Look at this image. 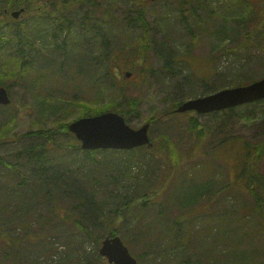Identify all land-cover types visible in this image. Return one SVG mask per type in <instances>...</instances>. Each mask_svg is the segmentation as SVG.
Here are the masks:
<instances>
[{"label":"rangeland","instance_id":"obj_1","mask_svg":"<svg viewBox=\"0 0 264 264\" xmlns=\"http://www.w3.org/2000/svg\"><path fill=\"white\" fill-rule=\"evenodd\" d=\"M5 1L0 0V6ZM92 1L98 8L93 7ZM178 1L26 0L22 6L31 2L43 11L24 12L18 20L0 11V57L3 58L0 79L9 85L13 99L11 105L0 107V206L9 205L10 211L6 218H0V228L11 230L0 233V251L8 253L10 245L17 247L21 256L19 264H74V260L66 261L67 257L61 260L65 248L53 245V238L66 246L68 254H74L68 259H75L77 254L94 259L105 236L96 229L98 224L88 222L66 228H40L35 222L32 230L24 231L28 235L22 238L23 242L19 241V231L13 234V226L17 225L10 224L17 200L7 204V199L11 198L16 182L21 186L29 183H21L27 179L34 183L27 194L36 197L33 202L43 203L38 206V213L45 219L50 217L51 205L44 200V195L49 196L47 190L36 179L23 175L27 170L24 144L37 138L38 130L53 132L47 144L57 151L56 160L66 164L68 174L65 176L73 175L71 186L92 193L96 204L105 208L104 217L109 216L107 222L118 219V232L139 264H202L209 259V245L215 248L211 251L212 258L204 264H264L262 254L254 261L240 254L264 252V237L252 234L255 237L244 242L251 234L248 231L244 235V230H251L252 223L258 224V218L254 213L246 214L252 219L251 223H246L244 215L238 217L237 213L255 212L256 203L236 175L250 160L247 145H264V100L212 113H174L164 121H154L151 137L158 141L163 133L171 134V141L177 143L183 156L181 164L176 168L170 166V170L165 160L158 154L153 158L154 154L151 150L148 152L147 147L85 154L76 136L64 130L72 121L96 114L97 109L129 108L127 97L131 95L138 97L140 103L138 111L127 121L131 127L139 128L155 114L171 111L185 100L250 84L264 77V0H202L201 5L197 4L196 10L191 11L193 15L189 11L181 12ZM135 8H144L152 36L159 45L165 46L163 54L167 53V48L172 54H183V64L177 71L157 75L155 70L164 60L152 49L147 53L146 66L153 68L154 73L144 71V60L139 58L137 50L143 40L135 34L139 29H132L131 34L121 36L116 42L109 38L111 35L107 37L98 31L100 28L107 33L110 29L118 39L122 30L120 19ZM93 11L95 20L89 18ZM60 18L65 19L64 25ZM84 18L91 20V24H83ZM130 20L131 24L135 22ZM15 30H30L27 32L31 34L30 44L21 43ZM24 35L28 38V34ZM112 50H123L116 68V81L127 97L117 91L95 104L92 101L97 100L93 96L96 92L91 87L82 89L71 83L76 84L81 79L82 67L87 68L88 60L102 67L105 56ZM15 56L22 57L21 71L12 60ZM127 70L133 73L128 79L124 78ZM66 82L68 86L64 87ZM191 117L198 121L197 129L189 126ZM29 133L31 135L27 136ZM66 147L70 153L61 152ZM255 155L254 172L264 186V150L261 156ZM10 168L19 169L20 173ZM167 170L171 177L162 183ZM148 185H154L157 191L146 189ZM202 185L208 188L205 192L200 191ZM190 192L191 197L183 196ZM122 199H133L129 204L131 212L124 210ZM59 202L65 208L72 198ZM140 209L146 211L140 215ZM227 210L237 215V219L229 217ZM207 211L211 213L204 215ZM201 217L203 219L199 220ZM140 219L144 229L139 228ZM188 226L191 232L197 228L192 242L180 249L171 247L161 255L158 253L159 246L166 240L160 237L161 231L169 236L181 229L177 233L183 236ZM239 235L243 242L227 239L233 236L240 239ZM163 254L166 262L159 260ZM6 262L14 264L15 260L9 257Z\"/></svg>","mask_w":264,"mask_h":264},{"label":"trees","instance_id":"obj_2","mask_svg":"<svg viewBox=\"0 0 264 264\" xmlns=\"http://www.w3.org/2000/svg\"><path fill=\"white\" fill-rule=\"evenodd\" d=\"M24 2H26V0H6L4 5L0 6V11L5 16H7V14L10 13L11 11H14L20 8H24L25 12H31L32 10H35L38 12L43 11V10L37 9L34 6V3H31V2H29L26 6H22L24 5ZM178 2H179L178 5L180 7L181 12L186 13L189 11L190 14L193 15V12L191 11L192 10L195 11L197 8V4H199L200 6L202 3V0H179ZM92 3H93L92 4L93 7L98 8L97 3H95L94 1H92ZM65 6L66 8H69L68 5L65 4ZM133 13H135V15H133ZM93 14H95L94 11L92 12V14H90L89 18L90 19L93 18L95 20V17L94 16L92 17ZM12 19L14 18L12 17ZM60 19L63 20L62 22L64 25L65 19L64 18H60ZM130 19H134L135 22L131 24ZM166 20L167 19H163L162 21H166ZM90 21L91 20H89L88 22L87 19L84 18L83 24H91ZM119 24H121L122 30H121V34L118 37V39L114 36V34L111 31H109L110 29L106 31L107 33H105L100 28L98 29V31L104 36H106L107 34V37L111 35L109 38L111 39L113 38L114 41L116 42L119 40L121 36L124 37V36H127L128 34H131V32L134 31L132 29H139L138 33L141 32L140 35H138V33H135V34L137 35L136 38H141L143 40V41L140 40V43L142 41V44L138 47L137 50H138L139 58L144 60V71H146L147 73H150V72L154 73L153 68L149 69L148 66H146L148 64L147 53L150 51V49L156 52V54L157 53L159 54L161 61L162 59L164 60V63L159 67V69L155 70V73H157V75L172 74L173 72L177 71L182 66L183 64L182 63L183 62L182 53L177 51L178 53L172 54V52H170V50L167 48L166 49L167 53L163 54L165 46L164 44L159 45L157 41H155V38L152 36L150 24L148 23V20L145 17L144 8H140V9L135 8L134 10L128 11L125 14V16L120 19ZM134 26L138 28H134ZM15 31L20 37L21 43L26 42L27 45L30 44L31 42L30 36H29L30 33H27L30 30L26 32H24L23 30L22 31L19 30L22 33H20L18 30H15ZM24 34H28V38H26ZM223 38H224L223 36H220V39H223ZM107 49L108 48H106V50ZM121 52H123V50L110 51L109 55H107V57L105 56L102 67L101 65H96V63H92L88 60L86 64L87 68L82 67L81 79L78 82H76V84L71 83V85H74L76 87H78L79 85L81 86L82 89H84L85 86H87L88 88L91 87V89H93L96 92V94L93 96H94V99H97V100L92 101L95 104H98L99 103L98 101L101 102V99H103L106 95L107 96L110 94L112 95L117 91H120L122 93V96L124 97L125 95L123 93L124 88L120 86L118 82L116 81V72H117L116 68L118 66V62L122 59V55L120 54ZM2 59L3 58L0 57V61ZM21 59L22 57L20 58L19 56H15L12 59L17 62L18 67L20 68V71L23 68V63ZM0 69L3 70L1 65H0ZM65 84L68 85V82H66ZM0 86H6L2 79H0ZM6 87L8 89L10 88L9 85ZM125 97L127 96L125 95ZM127 98H128L127 101L129 102V108L118 110V108L108 106L106 110L108 111V110L113 109L114 111H120V113H122L125 117L127 116L126 118L129 119L130 115L134 111L136 110L138 111V106H139L140 101L138 97H135L133 95L128 96ZM70 107H75V106L70 105ZM101 112H103V110L97 109L94 113L98 114ZM173 113H174L173 110L164 111L163 113H157L149 120V122L153 124L154 121H159V122L164 121L165 117L167 118L169 117L170 114H173ZM197 122L198 121L194 117H191L189 119V124H190L189 126L197 129V126H198ZM64 130L65 132L69 131L68 124H67V127H64ZM163 134H164L163 137H161L158 141L155 140L156 145L152 149H149V148L147 149H148V152H150L151 150V153L154 154L152 156L153 158H155L156 156L155 154H158L159 155L158 157H160L161 160L164 159L166 166L168 165L167 167L170 170V166H173V168H176L179 164H181V162L183 161V156L178 150L177 143L174 141H171L169 137L171 134L170 135L169 133H163ZM26 135L30 136L31 134L29 133ZM26 135L24 137H26ZM35 135L37 136V138H34L32 140L29 139V141H26L24 144L25 145L24 159L26 163L25 167H27V170H26V173H24L23 175H27V177L36 179L37 183L45 187L44 189L47 190L49 196L45 198V195H44V200L45 202H49L51 205V210L49 211L50 217L45 219V217L42 214H39L38 206L43 205V203L33 202L36 200V197L34 195L28 196L27 194V189L34 183H30V181H28L27 179L26 182L21 181V183H27V182L29 183L24 186H21L19 182L18 183L16 182L14 183V185L16 184V187L14 188V191L12 190V193L9 196L11 198L7 199V204H9L10 201L12 202L14 200H17V202L14 203L15 208L11 216V224H10V225L12 224L17 225V226H13L14 228L12 230L13 234L19 231V234H20L19 241L23 242L22 238L25 235H28L27 234L28 232L24 233V231L26 229L32 230L35 222H37L40 228H43V227L66 228L67 226L72 225V224L76 226H79L81 224L83 226L85 223L88 222L90 224L91 223L98 224L96 229L98 230V232L102 234L104 233L105 236L119 234L118 228L116 226L118 219H110V222H107L106 219L109 216L104 217V214L106 213L105 208L102 207L101 205L98 206V204H96V202L93 200V198H95L93 194L82 192L81 188H77L76 186H71V182H74L73 175L65 176V174H68L66 173L68 170L66 168V164L64 166V164L57 161L54 155L55 153H57V151L48 147L47 142L53 137V132L50 130H46V131L38 130L35 132ZM1 136L2 134H0V137ZM18 137H20V135H18ZM1 143H2V139L0 140V144ZM263 150H264V145L257 146V147H254L252 145H247L246 151L248 152L250 156V160L246 161L243 171H240L239 173L236 174L238 178L244 182V186L246 190H248L251 193L256 203L255 207L253 208L255 212L249 211L248 213L244 212L243 214L237 213V215L239 218H241V216L244 215L243 217L246 223L252 222L251 216L246 217V214L254 213L256 217L258 218V224L254 222V224L252 223L254 227L250 228L251 230H249V228H247L248 230H244L245 231L244 235L248 231H251L250 236L245 238L244 242H248L249 239L255 237V236L252 237V234H256V236H259V237L260 236L264 237V210H263L264 208V186L262 185L260 181L261 179L259 178V176L254 172V166H253L255 156H256L255 153L259 157L261 156V153ZM111 151H117V150H111ZM61 152L70 153L67 150V147L65 148V150H62ZM86 152L90 155V154H93L95 151H85V154ZM102 152H105V151H102ZM10 169L14 170V168H10ZM169 170H167V173L162 183L166 180V178H167V181L170 179L171 175L169 176V172H170ZM14 172L18 174L20 173V170L15 169ZM224 172L225 171H223V173ZM239 181L236 182L238 185H239ZM207 186H209V184H207ZM207 186L202 185V189L200 191L205 192V190L208 189L206 188ZM154 187H155L154 185H148L146 186V189L154 193V191H157V190H154ZM237 190H239V192H242V190L239 188H236V191ZM41 191H43V189ZM232 193L235 196V193L234 192ZM192 194L193 193L190 192L189 194L186 193L183 196L188 195V197H191ZM67 196L72 198V202L71 203L69 202L67 206L64 208L60 204L59 200L64 201L66 199H70ZM132 202H133V199L124 200L123 207L126 212L132 211L129 205ZM156 204L162 209V205L159 204L158 201H156ZM8 206H5V207L0 206V218H6L9 215L10 211L8 212L9 210ZM232 207H235V205ZM146 209L148 210L147 207ZM141 210L142 209H140L138 212L140 215L142 212L146 211V210H142V211ZM62 211L64 214H61ZM210 213H211L210 211H207L203 214L209 215ZM229 213L230 212H228V215ZM237 215H231L230 213L229 217H231L232 219L236 217L237 219ZM51 218H54V219H51ZM101 218H103L104 220L101 221L102 220ZM48 219H51V220L49 221ZM202 219L203 217H201L199 220H202ZM141 222L142 221L140 219L139 228L144 229V224H142ZM146 222H149V221H146ZM239 223L240 222H237V224ZM140 224H142V226H140ZM198 226H200V224ZM196 229L197 228L194 227L191 232L190 227L188 226L187 231L185 232V235L183 236L181 235V232L177 233L181 229L174 230L173 233L170 234L169 236L165 235V233L161 231L160 237L166 240L162 243L161 246H159V250L157 249L158 253L161 255L162 252H164L167 249L170 250L171 247L172 248L176 247L179 249L182 247H185L182 245L188 244L189 241L192 242V239L195 237ZM82 230H83V227H82ZM8 231H11V230H3L0 228V233L2 234L7 233ZM139 233L141 234L142 232L139 231ZM174 233H177L178 235L174 236ZM89 234L90 236H93L92 232H90ZM239 237L241 238L237 239L236 236H233L232 239L230 237H228L227 239L233 242H243L242 241L243 237L240 235ZM185 238L187 239L186 241L184 240ZM53 239L54 240L51 242L53 245L60 244L61 246H64L66 250V246L63 243H60V241H58L56 238H53ZM180 239L182 240V243H180ZM12 241L15 242L14 240ZM208 247H211V250L208 253V258H209L208 260H210L212 258V255H213L212 252L215 246L209 245ZM152 248H156V247H152ZM65 250L63 252V256L61 260L63 258L66 259L67 257L66 261L74 260L75 262L74 264H102V262L103 264H107V260L103 258L99 254V252L95 254L94 259H90L89 257H83L81 256L82 254H77L75 259H68L70 255H74V254L73 253L68 254V249L66 251ZM240 254L246 257V259H251L252 261L256 260L259 257L257 255L262 254L264 256V252L259 253L258 251L254 253L241 252ZM158 255L155 254L156 257ZM9 257L14 258L15 260L14 264H19L18 260L21 258L19 249L13 245H10V249L8 253H3L0 251V264H9L6 262V260ZM199 259L202 261L201 258ZM159 260L166 262L167 258L163 254L162 258H160ZM207 261L202 262V264L206 263ZM196 263H198V261ZM47 264H49V262Z\"/></svg>","mask_w":264,"mask_h":264},{"label":"water","instance_id":"obj_3","mask_svg":"<svg viewBox=\"0 0 264 264\" xmlns=\"http://www.w3.org/2000/svg\"><path fill=\"white\" fill-rule=\"evenodd\" d=\"M23 11V8L15 10L12 16L18 18ZM125 76L131 77L132 72L127 71ZM261 99H264V78L247 85L225 88L207 96L189 99L180 104L176 111H197L205 114ZM11 101L8 90L0 86V105H8ZM149 129L150 123H145L137 129L132 128L123 115L112 111L81 117L69 124V130L82 141L81 147L85 150H130L143 145L152 148L155 142L151 140ZM100 254L112 264H138V260L119 235L105 237Z\"/></svg>","mask_w":264,"mask_h":264}]
</instances>
